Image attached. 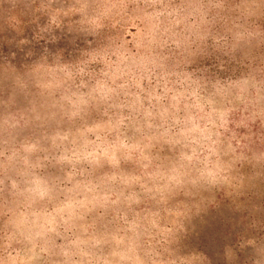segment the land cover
<instances>
[{
    "label": "rangeland",
    "instance_id": "374dc122",
    "mask_svg": "<svg viewBox=\"0 0 264 264\" xmlns=\"http://www.w3.org/2000/svg\"><path fill=\"white\" fill-rule=\"evenodd\" d=\"M262 153L264 0H0V264H264Z\"/></svg>",
    "mask_w": 264,
    "mask_h": 264
},
{
    "label": "snow or ice",
    "instance_id": "6c2138e0",
    "mask_svg": "<svg viewBox=\"0 0 264 264\" xmlns=\"http://www.w3.org/2000/svg\"><path fill=\"white\" fill-rule=\"evenodd\" d=\"M82 105H86L89 103V100H81L80 102ZM87 109L84 107H80L78 110H72L70 112V114L68 112L64 113V116L66 117V119L64 120L65 123L68 122V120H72L74 122H79L81 117V114L83 112H85ZM37 120H41L42 117L37 116L36 117ZM46 124L48 125V127H46L44 129V131L48 132L47 136L41 135L39 137V144H36V148H42V147H46L50 138L53 135V131L56 128L57 125V120L53 118L52 114H49L47 116V120H46ZM31 143H35V141L31 142ZM119 146V145H118ZM26 150L27 151H33L34 149L31 146H26ZM261 159H264V153L261 154ZM104 163H111L113 167L117 166L118 164H122L123 160H116V159H112V160H105ZM186 166V165H185ZM37 176L40 177L39 180L35 181L37 188H36V192L37 195L40 196L41 198H43L45 201H47V199L49 197H53L55 196V185L54 183L49 180L46 179L45 175L43 174H37ZM137 183V181L135 180L134 177H129V179L126 181V186L122 187L120 189V196L123 197V200L117 201V200H111V203L108 202L107 199H105L102 203H100L97 206L96 209V215L94 217V226L96 227L98 232L103 233L104 231H106L109 227V221L107 219L108 214L103 210L106 207H111L112 204H116V203H125V202H130V203H137L139 200L143 199V192H141L139 189L135 188L134 185ZM115 195V193H109V196H113ZM69 228L72 227H80V225H68Z\"/></svg>",
    "mask_w": 264,
    "mask_h": 264
},
{
    "label": "clouds",
    "instance_id": "9594fccd",
    "mask_svg": "<svg viewBox=\"0 0 264 264\" xmlns=\"http://www.w3.org/2000/svg\"><path fill=\"white\" fill-rule=\"evenodd\" d=\"M94 23H98V22L94 21ZM81 71H83V69H81ZM89 98H91V94H89ZM160 178L163 179L164 177L161 176ZM188 183H193L194 184V183H196V181L195 180H191V179L182 180L180 178V176L177 175V176H174L172 178V183L171 184H168V185L164 186V190L169 191V192H172L173 190H175V192H176L181 187V185L188 184ZM16 226H17L18 229H24L25 232L29 231L30 228H31V225H30L29 221L23 215L19 218ZM171 264H175V262H171ZM185 264H191V262L188 261V262H185Z\"/></svg>",
    "mask_w": 264,
    "mask_h": 264
}]
</instances>
